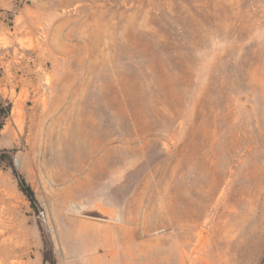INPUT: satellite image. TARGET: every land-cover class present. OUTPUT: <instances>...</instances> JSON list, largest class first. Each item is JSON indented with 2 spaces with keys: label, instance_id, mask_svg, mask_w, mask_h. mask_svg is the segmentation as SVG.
Returning a JSON list of instances; mask_svg holds the SVG:
<instances>
[{
  "label": "rangeland",
  "instance_id": "1",
  "mask_svg": "<svg viewBox=\"0 0 264 264\" xmlns=\"http://www.w3.org/2000/svg\"><path fill=\"white\" fill-rule=\"evenodd\" d=\"M0 110V264H264V0H0Z\"/></svg>",
  "mask_w": 264,
  "mask_h": 264
},
{
  "label": "crops",
  "instance_id": "2",
  "mask_svg": "<svg viewBox=\"0 0 264 264\" xmlns=\"http://www.w3.org/2000/svg\"><path fill=\"white\" fill-rule=\"evenodd\" d=\"M19 186L12 170L0 167V210H13L15 201H22L18 196ZM89 228L95 232V240L86 244V254L80 263L72 264H120L119 241L105 237L104 227L98 223L89 222ZM106 253V254H105Z\"/></svg>",
  "mask_w": 264,
  "mask_h": 264
},
{
  "label": "trees",
  "instance_id": "3",
  "mask_svg": "<svg viewBox=\"0 0 264 264\" xmlns=\"http://www.w3.org/2000/svg\"><path fill=\"white\" fill-rule=\"evenodd\" d=\"M2 113H4L3 111L0 110V127L2 124ZM6 154V156H4L1 160H0V167L4 168V169H10L13 172L14 177L16 178L17 182H18V186L21 190V192L30 200V201H34V194L33 191L31 190L30 187H28L25 183V180L23 179V177L17 172V170L15 169V165H14V161L12 159V157L10 156V153H8L7 151L4 152ZM8 154V155H7ZM8 163V164H6ZM52 264H56L55 261L52 262Z\"/></svg>",
  "mask_w": 264,
  "mask_h": 264
}]
</instances>
